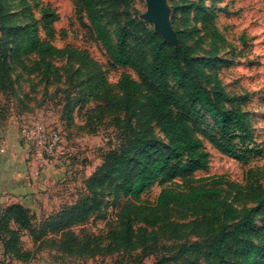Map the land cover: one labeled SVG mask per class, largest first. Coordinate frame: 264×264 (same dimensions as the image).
I'll use <instances>...</instances> for the list:
<instances>
[{"label":"rangeland","instance_id":"374dc122","mask_svg":"<svg viewBox=\"0 0 264 264\" xmlns=\"http://www.w3.org/2000/svg\"><path fill=\"white\" fill-rule=\"evenodd\" d=\"M100 2L97 12L114 49L118 30L128 29L126 44L134 68L113 63L73 0H0V153L15 146L18 159L23 154L28 164L24 188L35 199L27 208L35 228L90 197L93 176L138 136L153 141L159 154L170 150L158 124L128 107L119 84L125 77L135 83H141L143 74L152 77L149 33L175 48H187L190 63L184 70L196 84L213 91L216 83L229 98L243 100L254 137L264 148V0H164L169 39L146 19L147 0H124L121 6L112 0ZM31 28L40 42L61 52L17 54L18 42ZM82 52L90 64L84 63ZM98 81L93 94L90 88ZM167 82L187 103L174 80L169 77ZM136 98L146 100L145 94ZM190 107L194 114L189 126L209 154L205 171L194 173L190 182L159 180L139 195V202L131 203L114 197L108 182H96L99 210L71 228L78 241L90 236L104 249L96 256H68L50 241L61 245L60 234L46 233L34 244L29 232L19 231L21 249L49 264H217L219 259L238 264L227 249H209L219 236H233L244 222L259 226L258 208L245 197L244 176L255 164L264 166V156L244 165L221 155L208 142L214 133L212 120ZM204 177L217 182L210 199L154 209L161 191L186 193L202 187ZM126 221L132 244L107 251ZM242 238L236 235L231 242Z\"/></svg>","mask_w":264,"mask_h":264},{"label":"trees","instance_id":"16d2710c","mask_svg":"<svg viewBox=\"0 0 264 264\" xmlns=\"http://www.w3.org/2000/svg\"><path fill=\"white\" fill-rule=\"evenodd\" d=\"M73 1L76 9L87 17L90 30L112 58L113 63L119 68H134L136 61L126 44L130 36L128 29L118 30L117 49H114L101 24V16L97 12L98 6L101 5L100 0ZM112 2L113 5L121 6L124 0H112ZM148 43L151 49L152 77L143 74L141 83H135L125 77L119 84L128 107H135L142 118L158 124L168 140L170 150L165 154H159L153 141L138 136L134 141L129 142L120 154L113 155L108 164L93 176L88 185L91 191L90 197L37 228L33 227L34 216L27 208L18 204H0V252L2 251L4 255L9 254L21 262L33 259L29 250L21 249L18 236L20 231L29 232L34 244L44 238L46 233L60 234L63 238L61 245H57L54 240L50 241L54 246L62 248L68 256L77 253L83 257L96 256L104 249L93 242L90 236L78 241L71 231V228L84 224L99 210L96 182H108L114 197H124L131 203L139 202V195L159 180L169 182L179 179L190 182L194 173L205 171L208 168L209 154L189 126L191 116L194 114L190 105L197 107L212 120L214 133L213 136L208 137V142L221 155L244 165L254 158L264 156L263 145L257 142L250 126L251 114L242 109L243 100L229 98L216 83L213 91L207 86L196 84L190 73L184 70L190 63L185 46L175 48L152 33L148 35ZM32 52H44L49 56L61 51L51 43L40 42L36 37L35 29L31 28L25 39L18 42L17 54L29 55ZM83 54L80 53L84 57V63L90 64ZM169 77L182 91L187 103L169 89L167 82ZM99 84L98 81L96 88L93 86L90 88L91 93L94 94ZM139 94H145L146 100H138L136 97ZM93 96L98 99L101 97V95ZM116 123L120 124L121 121L116 120ZM214 180V177L201 178L200 182L204 185L198 189H190L186 193L163 190L155 201L154 209L165 208L170 203L198 205L216 193V189L212 187L217 183ZM244 180L245 197L255 203L259 211V226L255 227L244 222L234 231L233 236H219L209 250L227 249L228 254L235 255L238 264H264V187L259 184L264 183V166L255 164L250 167L245 173ZM144 205L147 210L151 209V205ZM10 224L14 226L10 227ZM119 226L114 245L105 248L109 252L114 251L116 247L132 244V230L127 221L121 222ZM240 234L243 238L237 243H232V237ZM5 235L9 239H5ZM217 264H236V262L219 259Z\"/></svg>","mask_w":264,"mask_h":264},{"label":"crops","instance_id":"0c3cea01","mask_svg":"<svg viewBox=\"0 0 264 264\" xmlns=\"http://www.w3.org/2000/svg\"><path fill=\"white\" fill-rule=\"evenodd\" d=\"M1 149L3 150L0 146V151ZM18 152L15 146H11L10 151H6L5 154L0 153V204H18L31 208L29 205L35 200L34 196L24 188L25 174L28 175L29 167L24 161L23 154V161L21 156L18 159ZM0 264H49V261H43L38 256L28 262H21L9 254L4 255L1 251Z\"/></svg>","mask_w":264,"mask_h":264},{"label":"water","instance_id":"95a60500","mask_svg":"<svg viewBox=\"0 0 264 264\" xmlns=\"http://www.w3.org/2000/svg\"><path fill=\"white\" fill-rule=\"evenodd\" d=\"M148 11L146 19L153 21L156 29L164 39H169L171 35L170 25L167 19L164 0H147Z\"/></svg>","mask_w":264,"mask_h":264},{"label":"built area","instance_id":"2783aa9c","mask_svg":"<svg viewBox=\"0 0 264 264\" xmlns=\"http://www.w3.org/2000/svg\"><path fill=\"white\" fill-rule=\"evenodd\" d=\"M59 137L54 136V141H58Z\"/></svg>","mask_w":264,"mask_h":264}]
</instances>
